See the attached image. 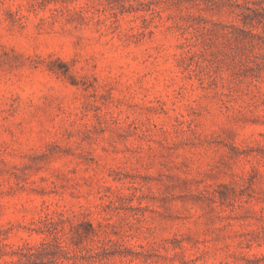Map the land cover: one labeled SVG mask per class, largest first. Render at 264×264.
<instances>
[{
    "label": "rangeland",
    "instance_id": "obj_1",
    "mask_svg": "<svg viewBox=\"0 0 264 264\" xmlns=\"http://www.w3.org/2000/svg\"><path fill=\"white\" fill-rule=\"evenodd\" d=\"M0 264H264V0H0Z\"/></svg>",
    "mask_w": 264,
    "mask_h": 264
}]
</instances>
